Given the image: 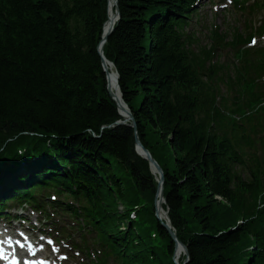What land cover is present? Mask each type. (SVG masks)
I'll return each instance as SVG.
<instances>
[{"label": "trees", "instance_id": "1", "mask_svg": "<svg viewBox=\"0 0 264 264\" xmlns=\"http://www.w3.org/2000/svg\"><path fill=\"white\" fill-rule=\"evenodd\" d=\"M192 1L118 0L103 55L163 171L165 208L187 264H264V177L237 169L226 131L234 120L215 107L212 76L201 74L211 72L209 49L194 53V35L185 34ZM106 20L107 0H0V156L14 162L6 177L17 176L2 192L37 181L71 193L76 186L124 264H174L175 243L153 207L155 177L135 153L133 129L114 125L122 118L97 51ZM21 146L40 175H17ZM143 200L150 205L135 223L129 210Z\"/></svg>", "mask_w": 264, "mask_h": 264}, {"label": "bare ground", "instance_id": "2", "mask_svg": "<svg viewBox=\"0 0 264 264\" xmlns=\"http://www.w3.org/2000/svg\"><path fill=\"white\" fill-rule=\"evenodd\" d=\"M114 8H115V4L113 0H109L108 1V19H107V23L104 26V33L107 32L109 30V28L114 25V23L116 22V14L114 12ZM106 70L108 73V88H109V92L114 96V99L117 101L119 108L122 112V115L126 116V109L119 97V92L117 89V85H116V75L115 72L113 70V66L111 64H109L108 62H106ZM141 153V152H140ZM163 199H161V194L160 192L157 193L156 195V207L158 209V213L159 215L165 219V212L163 210ZM183 252L181 247H178L176 252H175V258L176 261H178L180 259V257L182 256Z\"/></svg>", "mask_w": 264, "mask_h": 264}, {"label": "water", "instance_id": "3", "mask_svg": "<svg viewBox=\"0 0 264 264\" xmlns=\"http://www.w3.org/2000/svg\"><path fill=\"white\" fill-rule=\"evenodd\" d=\"M113 1H114V3H115L116 19L118 20V19H119V12H118V4H117V0H113ZM105 24H106V23H105ZM105 24H104V25H105ZM112 32H113V25L109 28V30L105 33V35H103V40H102L103 42H102V44L105 43V41L107 40L108 36H110V34H111ZM102 44L100 43V45L98 46V53H99V55H100V57H101L103 70L106 72V66H105L106 60H105V58L103 57ZM117 81H118V78H117ZM107 91H108L110 97H111L114 101H116V100L114 99V96L109 92V89H107ZM120 112H121V110H120ZM126 113H127V121L130 122V125H131V127L134 129V132H135V145H136L139 149H141V150L143 151V153H144V155H145V159L150 163V165H151V166L155 169V171L159 174V176H160V181H159V186H158V187L161 189V184H162V182H163V174H162V171H161L160 167L156 164V162L152 159V157L150 156V154L148 153V151L142 147V145H141V143H140V141H139V139H138V136H137V134H136V124H135L134 118H133L131 112L129 111V109H126ZM121 124L123 125V124H125V122H122V123H121V122H118V123H117V125H121ZM165 228H166V230H168V231L170 232V226H166V225H165ZM170 233H171V232H170ZM171 236H172V238L175 239V235H174L173 233H171ZM185 252H186V254H187L186 249H185Z\"/></svg>", "mask_w": 264, "mask_h": 264}, {"label": "snow or ice", "instance_id": "4", "mask_svg": "<svg viewBox=\"0 0 264 264\" xmlns=\"http://www.w3.org/2000/svg\"><path fill=\"white\" fill-rule=\"evenodd\" d=\"M9 239L11 238L0 240V260L6 261L7 264H21L23 255H35L34 253L31 252H26V253L23 252L22 248H17L16 250H13L11 256H9L6 249L2 246Z\"/></svg>", "mask_w": 264, "mask_h": 264}, {"label": "rangeland", "instance_id": "5", "mask_svg": "<svg viewBox=\"0 0 264 264\" xmlns=\"http://www.w3.org/2000/svg\"><path fill=\"white\" fill-rule=\"evenodd\" d=\"M204 12L206 13V17L203 19V24H206L207 27H208L209 24H211L212 22H215L218 25H220L222 29L224 28V26H223V14H221V16H219L218 19L215 20L210 13H207V9L204 8ZM231 22H232V19L228 20L229 24H231ZM203 29H208L209 30L210 27H208V28H199V24H198L197 26H195L194 31L196 33L199 31V33L204 35L206 33H205V31ZM197 36H199V35H197Z\"/></svg>", "mask_w": 264, "mask_h": 264}]
</instances>
